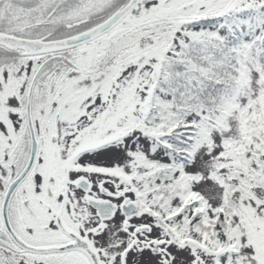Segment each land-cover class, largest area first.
Returning <instances> with one entry per match:
<instances>
[{"label":"snow or ice","instance_id":"6c2138e0","mask_svg":"<svg viewBox=\"0 0 264 264\" xmlns=\"http://www.w3.org/2000/svg\"><path fill=\"white\" fill-rule=\"evenodd\" d=\"M0 264H264V0H0Z\"/></svg>","mask_w":264,"mask_h":264}]
</instances>
